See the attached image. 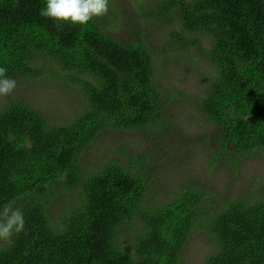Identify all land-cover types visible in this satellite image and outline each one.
Listing matches in <instances>:
<instances>
[{
  "label": "trees",
  "instance_id": "16d2710c",
  "mask_svg": "<svg viewBox=\"0 0 264 264\" xmlns=\"http://www.w3.org/2000/svg\"><path fill=\"white\" fill-rule=\"evenodd\" d=\"M137 6L155 21L176 9L179 32L156 49L144 39L154 32L146 26L129 43L113 34L120 15L112 2L86 25L57 28L39 14L45 0H0L6 76L79 85L86 102L57 125L15 96L0 108V209L11 204L25 220L11 243L0 242V264H186L189 237L198 234L211 250L203 264H264V196L216 201L212 188L196 183L144 206L143 172L117 155L99 167L81 162L100 133L141 129L181 99L155 78L168 46L189 63L200 51L211 65L195 106L216 127L224 155L233 164L264 157V0H163L154 15ZM59 189L77 190L79 199L52 213ZM127 228L128 244L119 234Z\"/></svg>",
  "mask_w": 264,
  "mask_h": 264
},
{
  "label": "rangeland",
  "instance_id": "374dc122",
  "mask_svg": "<svg viewBox=\"0 0 264 264\" xmlns=\"http://www.w3.org/2000/svg\"><path fill=\"white\" fill-rule=\"evenodd\" d=\"M110 2L120 15L113 34L125 43L134 40L139 32L138 26L142 25L154 30L150 33L144 31L143 35L146 43L156 49L160 48L156 42L165 43L163 39L168 32H179L180 15L176 9L158 21L145 19L138 12L137 5H142L154 15L163 0ZM165 49L166 55L159 58L155 67V78L163 89L172 87L176 90L181 99L175 102L169 100L162 117L141 129L100 133L82 153V164L86 168L99 167L103 161L119 157L131 171L143 172L144 206L162 204L179 189L196 183L212 188L209 191L216 201L223 200L227 194L231 198L263 197L264 157L251 155L233 164L219 145L216 127L205 123L197 112L195 99L204 94L211 65L200 51L189 63L185 58L187 53L183 51L185 54H182L181 49L175 48L174 51L173 46ZM14 80L16 88L11 96L43 111L55 125L74 119L86 105L79 85L63 84V88L59 89L40 79L19 77ZM5 102L7 97H0V108ZM53 199L50 210L57 213L59 207L76 203L79 192L59 189L53 194ZM119 234L128 244L131 239L127 235L131 237L133 229L121 230ZM186 250V264H203L205 256L211 251L200 234L189 237Z\"/></svg>",
  "mask_w": 264,
  "mask_h": 264
},
{
  "label": "clouds",
  "instance_id": "9594fccd",
  "mask_svg": "<svg viewBox=\"0 0 264 264\" xmlns=\"http://www.w3.org/2000/svg\"><path fill=\"white\" fill-rule=\"evenodd\" d=\"M108 11L109 0H45L39 14L61 28L63 24L86 25ZM15 88L16 81L6 76V69L0 67V97L11 95ZM24 226V214L19 208L6 204L0 209V242L11 243L13 235L21 233Z\"/></svg>",
  "mask_w": 264,
  "mask_h": 264
}]
</instances>
